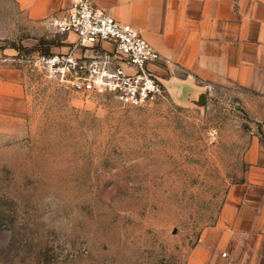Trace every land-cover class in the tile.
<instances>
[{"label": "rangeland", "instance_id": "1", "mask_svg": "<svg viewBox=\"0 0 264 264\" xmlns=\"http://www.w3.org/2000/svg\"><path fill=\"white\" fill-rule=\"evenodd\" d=\"M68 37L0 0V50L20 70L19 90L0 85V264H186L257 125L217 89L159 79L141 107L76 92L34 65Z\"/></svg>", "mask_w": 264, "mask_h": 264}, {"label": "crops", "instance_id": "2", "mask_svg": "<svg viewBox=\"0 0 264 264\" xmlns=\"http://www.w3.org/2000/svg\"><path fill=\"white\" fill-rule=\"evenodd\" d=\"M72 1L13 0L37 24L64 13ZM92 2L131 25L161 54L163 60L150 68L170 89H217L245 106L258 130L244 154L243 178L230 187L218 222L204 231L186 264H264V0ZM77 42L69 34L59 53ZM96 50L114 47L105 42ZM12 54L0 50V85L19 90L20 70L11 64Z\"/></svg>", "mask_w": 264, "mask_h": 264}, {"label": "built area", "instance_id": "3", "mask_svg": "<svg viewBox=\"0 0 264 264\" xmlns=\"http://www.w3.org/2000/svg\"><path fill=\"white\" fill-rule=\"evenodd\" d=\"M50 22L58 33L78 38L66 53L34 60L51 79L79 93L114 95L132 107L164 96L163 85L150 68L163 58L131 25L119 22L92 0H73L67 11L53 15ZM105 42L113 45L112 52L96 50Z\"/></svg>", "mask_w": 264, "mask_h": 264}]
</instances>
